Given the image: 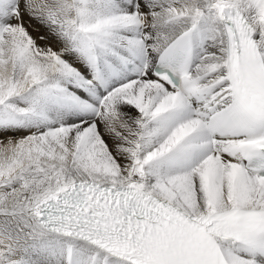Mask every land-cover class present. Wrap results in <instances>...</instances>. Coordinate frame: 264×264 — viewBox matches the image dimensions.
I'll return each mask as SVG.
<instances>
[{
    "label": "snow or ice",
    "instance_id": "6c2138e0",
    "mask_svg": "<svg viewBox=\"0 0 264 264\" xmlns=\"http://www.w3.org/2000/svg\"><path fill=\"white\" fill-rule=\"evenodd\" d=\"M0 264H264V0H0Z\"/></svg>",
    "mask_w": 264,
    "mask_h": 264
}]
</instances>
